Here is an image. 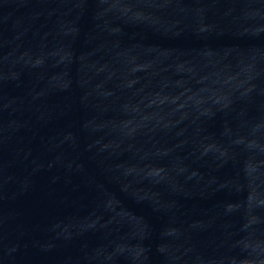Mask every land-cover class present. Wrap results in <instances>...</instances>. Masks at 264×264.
<instances>
[{
  "label": "water",
  "instance_id": "water-1",
  "mask_svg": "<svg viewBox=\"0 0 264 264\" xmlns=\"http://www.w3.org/2000/svg\"><path fill=\"white\" fill-rule=\"evenodd\" d=\"M0 162L129 264H264V0H0Z\"/></svg>",
  "mask_w": 264,
  "mask_h": 264
}]
</instances>
